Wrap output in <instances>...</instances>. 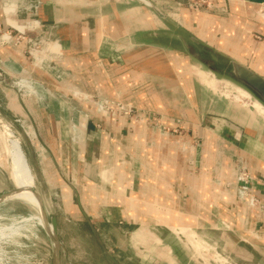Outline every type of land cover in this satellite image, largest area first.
<instances>
[{
    "label": "crops",
    "instance_id": "crops-1",
    "mask_svg": "<svg viewBox=\"0 0 264 264\" xmlns=\"http://www.w3.org/2000/svg\"><path fill=\"white\" fill-rule=\"evenodd\" d=\"M41 1V24L28 37H45L56 70L29 64L25 43L0 50V59L50 95L44 102L27 90L26 100L18 96L21 113L9 103L7 109L30 126L26 156L43 189L52 187L47 176H57L66 222L87 229L113 264H264V212L226 187L238 158L264 204V114L256 108L264 110L256 101L253 110L244 108L203 84L196 69L208 71L173 39H195L264 78V0H210L211 11L170 15L179 27L138 0ZM16 5L8 12L0 0L5 30L9 21L34 18L15 15ZM61 98L74 107L71 124ZM100 98L135 113L111 119L92 103ZM136 113L147 123L159 115V124L186 134L162 136L137 124ZM69 125L78 126L79 132L71 128L76 143ZM192 243L203 247L200 253Z\"/></svg>",
    "mask_w": 264,
    "mask_h": 264
},
{
    "label": "rangeland",
    "instance_id": "rangeland-1",
    "mask_svg": "<svg viewBox=\"0 0 264 264\" xmlns=\"http://www.w3.org/2000/svg\"><path fill=\"white\" fill-rule=\"evenodd\" d=\"M153 3L169 17L170 15L174 17L175 15H178V17L180 18L179 10L188 9L186 2H182L180 7L173 0H153ZM12 4L16 5V2H14L13 0ZM12 4L11 1L9 2L6 1V3L3 5L7 8L8 11L9 7L12 6ZM145 4L147 5L146 0H145ZM143 6L145 5L143 4ZM14 13L16 12L14 11ZM13 15L14 14L11 13V16ZM8 16L10 17V13H8ZM34 19L36 20L37 17H34L33 20ZM25 31L28 36L27 30ZM39 37L40 39L38 41L45 39L44 36H39ZM48 45H49L48 43L47 45L43 44L42 46H38L39 49L32 50L31 59H29V64H35L37 68H39L38 70L45 71L44 69L46 67L45 65H47L48 63H51L54 71L56 70L55 66L52 64L53 59L52 57H50L48 53L49 51V49H47ZM5 48L6 47L3 44L2 46L0 45V50H4ZM37 51L41 52L39 53L40 55L35 54V52ZM28 56L29 55H27V57ZM200 71H201L200 69H196V74L199 80H201L203 84L207 85L212 90L218 92L224 98L229 99L233 102H237L242 107L248 108L250 110L256 108L254 106L255 104L253 105V103H255L256 100H254L252 96L248 95L247 91L246 93L245 90L244 91L243 89L241 90V88L235 86L230 82L216 78L212 74H209L208 72L203 73L202 71L201 72ZM16 76L17 75L11 74L9 71H7L2 66H0V108H2V110H4L2 112L5 113L3 114L2 112H0V132H3L4 127H8V129H10V131H12L14 135L21 140L23 150L26 154L24 138L22 135L23 134L25 135L24 130L26 128H29L30 126L28 125V122L25 119L19 117L16 119L13 118V115L10 111H8L7 106L9 103L10 108L15 113H21V110H19L20 103L18 96H23V99L26 100L27 96L29 95L26 94V91L28 89L25 88V86L29 85L28 83H31V81H35V80H30V78L26 76H24L25 78H17ZM53 79L56 81V83L59 82L57 78H53ZM21 80L26 82L21 83ZM62 80H64V76ZM67 88L74 93L73 91L74 88L71 87H67ZM74 95L76 99L81 100L83 102H85V100H88L89 98V96L86 95L85 93L82 94L76 93ZM67 97L69 98V96ZM71 100L73 102L72 98ZM60 102H62L65 105V109H66L65 114L68 119L67 122H70L71 119L70 115H73L74 112L72 109H74V107H72L69 104L70 102L66 99L61 98ZM86 102H91V101H86ZM261 108H263L262 110H264L263 105ZM256 109L258 110L256 111L258 114L261 115L264 114L258 108ZM156 116H158V118H161V116L159 115ZM71 128H76V126L73 127H71L70 125L68 126L69 133L72 139L74 140V142L76 143L75 137L72 134H77V133L72 132ZM179 129L183 135L186 134V131L183 132L184 131L183 128H179ZM25 132L27 133V131ZM170 135L180 136V134L179 135L175 133L172 134V132L170 133ZM35 144L37 147L42 149L43 145L41 143H35ZM47 178L48 181L51 183L52 187L51 188L47 187V189H43L42 183L36 178V191L40 194V197L44 201L48 220L50 221L51 218L56 217L59 222V225L61 226V227L58 226V240L61 244L60 246L61 264H113L111 260L108 259L106 254H104L105 249L103 251L101 245L97 243L94 238L90 237L91 235L89 234V231L87 229L78 228L77 230L71 223L66 222L67 220L66 216L69 214V212L65 213L66 208L64 206V201L67 200V198L63 199L61 194V189L57 188V185H55L56 181H58L57 176L52 175V176H47ZM13 189L14 187L12 182L10 181L9 173L7 172L6 169L0 168V198L7 195ZM26 207L27 206H25L24 204L18 202L0 203V227L4 228L10 226H14V227L17 226V228H15V233H14L17 236L13 234L10 236V238L12 239H10L9 237L0 238V243H1L0 254H2L0 255V264H55L57 249L54 246L51 237L55 239L56 235L50 234L51 236L50 237L49 234L46 232V230L38 226L37 224H32L33 226L30 224L28 226L23 227L21 223L23 218L29 217L32 214V210L29 207L27 208ZM22 230H24V232H22ZM8 234L9 232H6V235ZM63 242H65L66 247L63 245ZM193 245H194L193 248L198 253H200L201 250L203 249L202 246L195 244ZM207 256L208 258H213L215 255L210 253ZM211 263L219 264L217 259H214V261H211ZM131 264H137V262H133Z\"/></svg>",
    "mask_w": 264,
    "mask_h": 264
},
{
    "label": "built area",
    "instance_id": "built-area-1",
    "mask_svg": "<svg viewBox=\"0 0 264 264\" xmlns=\"http://www.w3.org/2000/svg\"><path fill=\"white\" fill-rule=\"evenodd\" d=\"M6 1L9 2L11 0H2L3 4H5ZM151 1L153 2V0ZM173 1L176 4H178L179 7L181 6L182 2H186L187 8L190 11L196 13L205 10H211L210 0H173ZM14 2H16L17 4L15 15L24 13L26 16L30 15L37 17L43 7V3L41 0H14ZM40 24L41 23L39 19L28 21L25 23V25H21L17 22L11 23L9 21L8 28L6 30L0 26V39L5 36H8L7 39H5L4 41L2 40L3 45L5 47L7 46L17 47L21 43H25L28 48L26 52V56L29 55L27 58L31 59L32 50L39 49L38 46H42L44 42L43 40L45 39L38 41L40 37L30 38L27 36L25 30L26 27L32 29L37 28L38 26H40ZM19 27H23L24 30L20 29ZM2 42L0 41V44ZM88 100H90V97L88 98ZM92 101H93L92 103L97 107L98 113H103L104 115H107L114 120H118L121 117L132 118L133 114L135 113L133 110L125 108L120 102H111L104 98H100ZM136 116L137 117L135 119V122L137 124L145 125L147 123L146 115H144L143 113H136ZM149 117L151 119L150 121L148 120L147 125H149V128L151 130L159 131L162 134V136L169 135L172 132V134L174 133L178 135L180 134V136L183 137V134L180 132V129L171 130L159 124L157 120L158 117L155 114H151L149 115ZM184 147L185 146L183 145V149ZM235 169H236V176L233 182L226 184V187L228 188L233 187L235 189L237 200L244 206L252 210H257L261 213L264 212V204L262 203L260 198L251 190V184L253 179L247 166L240 159L236 158Z\"/></svg>",
    "mask_w": 264,
    "mask_h": 264
},
{
    "label": "bare ground",
    "instance_id": "bare-ground-1",
    "mask_svg": "<svg viewBox=\"0 0 264 264\" xmlns=\"http://www.w3.org/2000/svg\"><path fill=\"white\" fill-rule=\"evenodd\" d=\"M11 23H14V21ZM19 28L24 30L23 27H19ZM27 29H32V28L26 27V30ZM7 37L8 36H5L4 38L7 39ZM47 43H48V41L43 42V44H46V45H47ZM0 45L2 46V43ZM47 49H49L48 53H49L50 57H52V48L50 47V45L47 46ZM39 53H41V52H38V51L35 52L36 55H40ZM0 66H2L4 69L9 71L11 74L18 76L19 71L17 72L15 67L9 61L0 59ZM25 82L26 81L21 80V83H25ZM28 84L29 85L25 86V88L28 89V92L31 95L37 97L39 100H42L44 102L48 101V99L50 98V95L47 93L45 87H43L39 82H36V81H32V83H28ZM241 90H242V88H241ZM247 94L250 95L249 93H247ZM257 103H259V102H257ZM70 116H71V119H70V124H71L73 116L72 115H70ZM77 128H78V126H76V128H73V130L79 132V130ZM167 137H169V136L167 135ZM0 168L7 170V172L9 173L10 181L12 182L13 187H14V189L11 190L7 195L0 198V203H2V202L3 203L4 202H18V203L24 204L25 206L29 207L32 210V214L29 217L23 218V220L21 221L23 227L28 226L30 224L31 225L37 224L38 226L45 229L49 235L55 234L53 225L47 221V215H46L47 211L45 209L44 201L40 197V194L36 191V177L32 171V168L30 167L28 158H27V156L23 150L21 140L19 138H17L14 135V133L12 131H10V129H8V127H4L3 132H0ZM15 225H17V224H15ZM23 227H22V229H23ZM15 228H17V226L16 227L10 226V227H4V228L0 227V238H3V237H9L10 238V236L15 233ZM24 230H22V232H24ZM6 232H9V234L6 235ZM30 232H32V231H30ZM22 235H24V234H22ZM15 236H17V235H15ZM15 236H13V237H15ZM18 236H19V234H18ZM10 239H12V238H10ZM10 239H9V241H10ZM14 240H15V238H14ZM0 255H2V254H0Z\"/></svg>",
    "mask_w": 264,
    "mask_h": 264
},
{
    "label": "water",
    "instance_id": "water-1",
    "mask_svg": "<svg viewBox=\"0 0 264 264\" xmlns=\"http://www.w3.org/2000/svg\"><path fill=\"white\" fill-rule=\"evenodd\" d=\"M140 4H144L146 8L154 12L163 22L168 25L179 27V24L171 19L167 14H165L161 9H159L151 0H138ZM175 40L180 41L186 52L198 63H200L209 73L213 74L216 78L222 79L223 81L230 82L235 86L242 88L247 91L254 100L258 101L264 106V78L254 73L247 67L223 57L213 50L202 46L195 39H191L189 42L183 35L178 34L174 36ZM23 134V133H22ZM24 140H26L25 135H22ZM33 173L37 180H39V175L37 174V169L32 168ZM35 192V191H34ZM54 227V233L56 238L51 237L54 246L57 249L55 264H61V254H60V242L58 240V222L57 218L53 217L50 221ZM57 244V245H56Z\"/></svg>",
    "mask_w": 264,
    "mask_h": 264
}]
</instances>
